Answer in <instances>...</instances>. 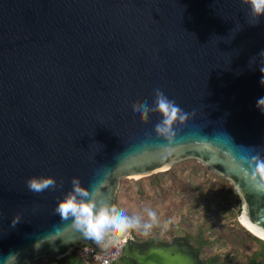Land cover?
<instances>
[{"label": "water", "instance_id": "obj_1", "mask_svg": "<svg viewBox=\"0 0 264 264\" xmlns=\"http://www.w3.org/2000/svg\"><path fill=\"white\" fill-rule=\"evenodd\" d=\"M186 161L264 239V0H0V264L106 252L130 235L121 180ZM138 245L122 257L202 264Z\"/></svg>", "mask_w": 264, "mask_h": 264}, {"label": "rangeland", "instance_id": "obj_2", "mask_svg": "<svg viewBox=\"0 0 264 264\" xmlns=\"http://www.w3.org/2000/svg\"><path fill=\"white\" fill-rule=\"evenodd\" d=\"M222 180L186 161L150 177L122 179L116 204L135 239L172 241L195 234L200 226L209 241L201 260L217 254L226 264H247L259 243L238 223L239 202ZM29 264L56 263L44 258ZM115 264L129 261L121 257Z\"/></svg>", "mask_w": 264, "mask_h": 264}, {"label": "trees", "instance_id": "obj_3", "mask_svg": "<svg viewBox=\"0 0 264 264\" xmlns=\"http://www.w3.org/2000/svg\"><path fill=\"white\" fill-rule=\"evenodd\" d=\"M229 190L232 192L234 197H236L237 202H239L237 196L233 193L231 186H229ZM250 238L254 242H258L259 245H258V248L246 259L247 264H264V242L254 237L253 235H250ZM184 239L187 241V243H189L193 247L194 250L197 251L199 255L202 252V250L205 247H207L209 243L208 239L204 235V228H201L200 226L195 234H186L184 236ZM53 262H55L56 264H82V262L76 257L75 253L74 255L67 256L60 260H53ZM202 263L203 264H226V261L222 259L221 256L214 254V255L209 256L207 259L202 260ZM129 264H134V263L129 262Z\"/></svg>", "mask_w": 264, "mask_h": 264}, {"label": "built area", "instance_id": "obj_4", "mask_svg": "<svg viewBox=\"0 0 264 264\" xmlns=\"http://www.w3.org/2000/svg\"><path fill=\"white\" fill-rule=\"evenodd\" d=\"M133 240L134 238L128 235L121 242L103 253H98L95 248L88 245L79 247L74 253L82 264H115L122 257L125 242Z\"/></svg>", "mask_w": 264, "mask_h": 264}, {"label": "flooded vegetation", "instance_id": "obj_5", "mask_svg": "<svg viewBox=\"0 0 264 264\" xmlns=\"http://www.w3.org/2000/svg\"><path fill=\"white\" fill-rule=\"evenodd\" d=\"M154 241L161 242V243H165V244H179L180 245V244L186 243V244L190 245L189 243H187V241L184 238H182V239H180V238H173L172 241H167L165 239H153V240L141 241V240H138V239H135L134 238V240L131 241V243L132 244H141V245H138V246L141 247V248L147 249V245L146 244H149V243L154 242ZM194 251L197 252L196 250H194ZM127 261H129V260H127ZM129 262L132 263L131 261H129ZM201 263H202V260H201Z\"/></svg>", "mask_w": 264, "mask_h": 264}, {"label": "bare ground", "instance_id": "obj_6", "mask_svg": "<svg viewBox=\"0 0 264 264\" xmlns=\"http://www.w3.org/2000/svg\"><path fill=\"white\" fill-rule=\"evenodd\" d=\"M161 171H163V170H161ZM245 227V226H244ZM246 228V227H245ZM247 229V228H246ZM248 231H250L249 229H247ZM251 232V231H250ZM252 234H254L253 232H251ZM254 235H256V234H254ZM257 236V235H256ZM258 238H260V240L261 241H264V239H262L261 237H259V236H257Z\"/></svg>", "mask_w": 264, "mask_h": 264}]
</instances>
